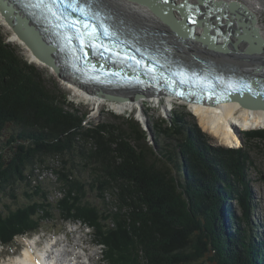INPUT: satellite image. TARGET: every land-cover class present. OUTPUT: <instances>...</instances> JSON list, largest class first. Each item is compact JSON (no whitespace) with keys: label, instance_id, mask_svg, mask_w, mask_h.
I'll use <instances>...</instances> for the list:
<instances>
[{"label":"trees","instance_id":"obj_1","mask_svg":"<svg viewBox=\"0 0 264 264\" xmlns=\"http://www.w3.org/2000/svg\"><path fill=\"white\" fill-rule=\"evenodd\" d=\"M84 120L85 114L66 95L60 98L48 89L33 65L0 35V128L15 124L10 141L18 151L7 161L0 155V193L26 181L24 171L30 165H47V156L69 155L60 171L49 168L66 181L57 207L65 220L74 213L67 200H77L71 194L85 185L79 177L68 178L72 168L89 166L102 198L103 191L115 196L118 210L108 214L115 231H104L92 209L86 214L85 208L77 209L105 244V258L116 261L108 264H129L122 261L126 259L130 264H189L204 255L217 264H264L262 242L255 241L253 228L249 234L241 227L249 223L253 207L244 149L211 146L196 124L177 116L164 127L154 124L162 139L158 150L148 145L146 132L133 117L125 127L85 126ZM244 134L264 146V128ZM33 193V203L0 212V242L35 231L52 217L41 200L45 195L38 202L39 188ZM232 201L241 207V217L230 207ZM126 250L134 255H120Z\"/></svg>","mask_w":264,"mask_h":264},{"label":"rangeland","instance_id":"obj_2","mask_svg":"<svg viewBox=\"0 0 264 264\" xmlns=\"http://www.w3.org/2000/svg\"><path fill=\"white\" fill-rule=\"evenodd\" d=\"M241 1L248 2L251 7L257 11L256 14L258 15L259 24L264 29V0ZM122 17L123 19L127 18V16L123 14ZM149 20H151L150 17ZM174 20L176 21V19ZM137 21L141 25L148 22L144 20L141 21L140 19H138ZM126 28L128 29L129 27ZM0 35H2L8 43H10V45L16 50L19 56H21L29 64L33 65L38 76L40 77V80L45 83L48 89H52L60 98L63 94L66 95L67 101L70 103V105L81 114H85V120L83 122L85 126L103 123L109 124L113 127H125L123 123L127 121L126 119L133 117L139 123L141 128L146 132V140L148 145L153 146L156 150H158V146L161 145L162 139L158 137L157 133L154 131V124L164 127L165 121H169L171 118L177 116L178 118L181 117V119H183L187 123L196 124L203 133V137L208 140L209 145L211 146L244 149V152H246L248 155V160L247 162H245V174L249 186V196L252 199L253 207L249 215V223H243L241 224V227L249 234L250 228H253V233L257 236L255 241L257 243L261 241L262 246H264V146L262 143H259L254 139L248 140L246 135L244 134V131L261 129L264 128V126L259 128H247L246 126L241 125V120H237L239 129L238 139L240 142H238L237 145H228L222 144V140L220 138L216 137L213 133L207 131L200 125L194 108L191 107L192 103H189L187 105L181 100H176L174 98L171 99L170 102H168L166 100L167 98L164 97H142L143 104L136 103L133 110L123 113H117L112 110L108 100L105 102L103 101L102 103H98L100 104L99 107L98 104L97 106H95L91 102L82 100L80 97L78 98V96H75L68 85L61 81L57 76L59 74H54L48 67H43L31 61L27 57V52H25L22 46L11 40L9 30L4 25H2L1 22ZM141 109H143V117L146 121L138 118V115L141 113ZM14 126V123L9 122L0 128V133H2L0 137V155L5 161L10 159L13 156L14 152L17 151V149L14 147V143L10 141V137H15ZM158 140H161L159 144ZM61 156V154H57L54 157L47 156L50 163L47 164L48 166L44 163L38 162H36L34 165H30L24 171L25 174H27L26 181H19L15 183L12 191L10 189H7V191H2L0 193V212L6 214L9 213L10 210L14 211L19 207L33 203V200L36 197L35 193L33 192L36 191L37 188H39L40 193H38V202L42 198L41 195L44 194L45 199L42 198L41 200H43V203L46 206L47 213L52 216L47 221L42 222L41 226L37 230L18 234L12 237L8 242H3L4 244L0 242V264H8L11 262V260L13 261L20 255H22L24 248L27 246V238H34L33 240H30L28 242L33 244V247L38 250L43 248V246H45V243L52 244L53 240L57 239L58 241L56 245L58 244L59 246H57V251L60 250V253L63 252L64 254V252L66 251L69 254V250L78 252V254H81V258H84V255L89 256L91 258V264H108L109 262L114 263L115 260H112L109 257V259L107 257L105 258V244L98 242L99 238L96 235L95 228L87 223L85 217L83 218L82 216L78 215L80 210L77 209L85 208L86 210L83 211L85 214L89 209H92L94 213L93 216L99 218L97 221L101 224L104 231L114 230L116 226L114 225L112 218L108 216V214L112 212L115 213L116 210H118L117 203L114 198L115 196L111 191H103L104 199L102 198V193L98 192L99 187L97 188L94 185L95 181L91 177L92 172L89 166L86 165L72 168L68 172V178L71 179L79 177L82 183H85V185L82 191L71 194V196H77V200H73L71 198L69 199L70 202L69 200H67L68 204L70 203L73 205L74 217L72 216L65 220L63 218V214L59 212L60 210H58V203L63 198L66 192V181L64 182L62 180H59V173L56 174L54 172H51V170L49 169L54 168L55 170L60 171V168L64 165L62 160L64 158H69V155H66L65 157L63 156L64 158ZM68 166L69 165H67V167ZM10 192L13 193V196L9 194ZM27 194L31 195L32 200ZM230 207L233 209L236 216H242V209L237 202L232 201L230 203ZM41 215H43V213L39 212L38 217L40 218ZM34 217L36 218V216ZM60 240L62 242H60ZM36 242H38L40 247L36 246ZM24 243L26 244L24 245ZM122 246L123 248L124 246L126 247V245H124L123 243ZM81 248H83V250ZM82 251L84 252V254L82 253ZM45 253H48V251ZM121 254L134 255L133 253H129V251L127 250L124 252L121 251L120 255ZM188 254L191 253L189 252ZM59 256L63 257L62 255ZM88 260L90 262V259ZM118 260H121V258ZM126 260L122 261L129 264L131 263L128 262V259ZM201 263L217 264L214 260L210 261L209 259H207V255H204L201 259L190 261L189 264Z\"/></svg>","mask_w":264,"mask_h":264},{"label":"bare ground","instance_id":"obj_3","mask_svg":"<svg viewBox=\"0 0 264 264\" xmlns=\"http://www.w3.org/2000/svg\"><path fill=\"white\" fill-rule=\"evenodd\" d=\"M7 1L10 4L12 3V0ZM82 1L88 7H91L95 11L99 10L101 13V17L103 16L104 18H107L111 28L113 30L116 29L126 40L137 43L142 48L149 49L153 53H157L160 56L164 55L165 52L168 51V56H171V58L179 60L182 64H185L197 70H211V67L204 64V61H210L213 64L217 65L218 68L221 67L223 71H227L228 73L232 74H243L246 76L264 74V50L260 53H250L243 50L245 42L241 39L234 41L221 39V42L223 43L222 45H226L227 48H234V50L232 48L231 51H224L222 49H218V45L213 46L205 39H201V37H203L204 35L208 39L213 38L215 34L218 33V27L215 28L214 26L211 28L208 26H204L205 23H208V20L209 22L216 21H214L213 19L210 20V18H208L207 21L202 19L203 17L201 18L200 16V14L202 13L200 11L202 6H199L198 4L196 7H192L190 9L191 11L197 10L198 13L196 11L191 13L189 12L190 10L186 11L185 13L184 11H181L184 6H187V4H192L195 0H182L178 5L180 6V8L177 6V9H173L172 6L177 5L179 2L175 1L179 0H146L149 4H154L155 9L151 8L150 6L130 0ZM236 1L245 4L253 12L256 18V26L258 28L259 35L264 40V29L259 24L258 15L256 14L257 11L253 9L248 2H244L241 0ZM15 7L16 6H14V8ZM17 8L19 9V7ZM156 10H163V14L165 13L164 15L169 18L168 21L163 19V17L159 15ZM178 10L181 12V15L185 14L186 17H190L189 19H193L194 17L193 21L200 19L199 24L196 26L193 25L194 23L190 24L191 28L193 27L191 30L190 27L184 25L185 23L181 22V16L179 17V15L175 13ZM122 14L127 16V18L123 19ZM149 17L151 18V20H149ZM138 19H140L141 21H149L141 25L140 23H138ZM174 19H176V21ZM172 21L173 23L178 25V27L182 31L186 32L191 30L193 37L185 38L180 35L178 30H176L172 26ZM0 22L9 30L11 40L22 46L25 52H27V57L31 61L43 67H48L54 74H59L57 76L61 81L68 85L75 96H78V98L80 97L82 100L91 102L95 106H97V104L100 102L102 103L103 101L105 102L108 100L112 110L117 113H123L133 110L136 103L143 104L142 97H164L167 98L166 100L168 102H170V100L173 98L176 99L172 95L161 96V94H135L134 90L131 91L133 92L131 93V95H122L118 94V92L112 93L110 90L104 92L108 93V95L123 97L121 98V100L104 97L102 94L96 91L93 86L80 84L61 66H59V69H57L59 72L56 71L53 65L51 63H48L47 59H44L43 57H40L38 54L34 53L30 43H28V41H26L22 37L21 33H18L12 28V26L4 18L1 12ZM235 25L236 27L238 26L237 24ZM126 27L129 28L127 29ZM226 27H230V25ZM22 28L25 32H27V38L33 44L34 33L27 29L26 25H24ZM41 31L42 29L40 30V33ZM103 33L105 32L103 31ZM44 36L43 38L46 39V37ZM44 39L43 42L45 43ZM216 40L218 41L217 38ZM48 54L49 53H47V56H49ZM51 56L52 58H54L55 62L57 61L56 63L59 65L57 57H54L53 54H51ZM213 99H216V97L207 98L208 102L205 103L198 101V99L189 101H184L182 99L176 100H181L187 105L189 103H192L191 107L194 108L200 125L207 131L213 133L216 137L220 138L222 140V144L237 145L238 142H240L238 139L239 129L237 120H241V125L246 126L247 128H259L264 126V108L243 106L242 102H240L239 99L236 98V96L230 94L226 95L225 99ZM99 105L100 104H98V107ZM143 115V109H141V113L138 115V118L146 121ZM30 240L31 239L27 238V244L24 243V245L26 244L27 246L25 248L23 246L24 251L22 252V255H20L13 261L11 260V262L8 264H91V258L89 256L84 255L86 259L80 260L82 256L81 254H78V252L69 250L68 254L64 250V254L63 252L60 253V250L57 251L58 244L56 245L53 242L52 244L46 243L45 246H43V249L38 250L33 247V244L28 242ZM47 251L48 253H45ZM82 253L84 254V252ZM59 255H62L63 257ZM88 259H90V262ZM72 260L77 261L73 262Z\"/></svg>","mask_w":264,"mask_h":264},{"label":"water","instance_id":"obj_4","mask_svg":"<svg viewBox=\"0 0 264 264\" xmlns=\"http://www.w3.org/2000/svg\"><path fill=\"white\" fill-rule=\"evenodd\" d=\"M130 1L137 2L143 5H147L155 9V5L149 4L146 0H130ZM181 1L182 0L175 1L179 3L175 6H172L173 9H177L178 7L180 8V6L178 5L180 4ZM197 4L199 6H202L200 10L202 12L200 14L201 18L203 17L202 19L207 21L208 18H210V20L213 19L214 21H216V22H209L208 20V23H205L204 26H208L211 28L214 26L215 28L218 27V33L215 34L213 38L208 39L204 35L203 37H201V39L203 40L205 39L206 41L211 43L213 46L218 45V49H222L224 51H231L233 47L227 48L226 45H222L223 43L221 42V39H225L229 41L241 39L242 41L245 42L243 50L250 52V53H255V52L260 53L261 51L264 50V40L259 35V31L256 26L255 15L245 4L239 1H236V0H230V1L195 0L192 4L190 5L187 4V6H184L181 11L182 12L184 11L185 13L186 11H189L192 7H196ZM14 6L16 7L14 8ZM19 6L20 5L18 3H15L13 0L11 4L7 0H0V12L4 16V18L8 21V23L12 26V28L16 30L18 33H21L22 37L26 41H28V43H30L34 53L38 54L40 57H43L44 59H47L48 63H51L53 67L56 69V71H58L57 69H59L60 65L56 63L57 61L55 62L51 54H53L54 57H58V55H56L55 50L51 48L50 42L48 40V35L43 30L40 33L41 28L39 27L38 29L31 15L24 12L23 8H20ZM17 7H19V9ZM162 11L163 10H156V12L159 15H161L163 19L168 21L169 18H167L164 15L165 13L163 14ZM194 11L198 13L197 10H193V11L190 10L189 12L192 13ZM175 13L179 15V17L181 16L180 17L181 22L185 23L184 25L190 28H191L190 24L194 23L193 25L196 26L200 22V19L193 21L194 17L193 19H189L190 17H186L185 14H182L183 15L182 16L179 10L176 11ZM96 14L101 16V13L99 10L96 11ZM105 20L108 22L107 18H105ZM235 24H237L238 26L236 27ZM24 25H26L27 29H29L30 31L34 33L33 44L27 38V32H25L24 29L22 28ZM228 25H230V27H226ZM172 26L176 30H178L180 35H182L183 37L185 38L193 37L191 33V30L193 27L191 28V30L185 32V31L180 30L178 25H176L175 23H173ZM43 36L46 37V39H44ZM216 38L218 39V41L216 40ZM43 39L45 42H47V45L44 44ZM47 53H49L48 54L49 56H47ZM168 53L169 52L167 51L162 56L171 58V56H168ZM171 59H173L174 62L181 64L180 66L191 68L185 64H182L179 60H176L174 58H171ZM204 64L211 67V69H215L216 71H219V70L223 71L221 67L218 68L217 65L213 64L210 61H204ZM250 78L253 80L254 85H249L248 87L244 88L243 95L236 96V98H238L239 101L242 102L243 106L253 107V108H264V74L255 75V76L252 75ZM100 94H102L104 97L112 98L115 100H121V98H123V97L108 95V93H104V92Z\"/></svg>","mask_w":264,"mask_h":264},{"label":"snow or ice","instance_id":"obj_5","mask_svg":"<svg viewBox=\"0 0 264 264\" xmlns=\"http://www.w3.org/2000/svg\"><path fill=\"white\" fill-rule=\"evenodd\" d=\"M40 3L43 4V0H40ZM84 14H85V10L84 9H81V15H84ZM84 27H85V29H87L88 25L85 24Z\"/></svg>","mask_w":264,"mask_h":264}]
</instances>
